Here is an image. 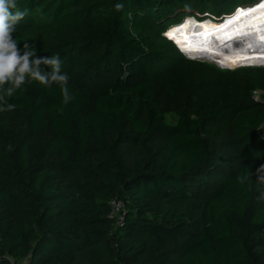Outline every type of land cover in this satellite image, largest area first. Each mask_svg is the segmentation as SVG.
<instances>
[{
  "label": "trees",
  "instance_id": "16d2710c",
  "mask_svg": "<svg viewBox=\"0 0 264 264\" xmlns=\"http://www.w3.org/2000/svg\"><path fill=\"white\" fill-rule=\"evenodd\" d=\"M259 1L19 0L29 14L16 38L37 56L50 37L67 42L73 99L65 105L59 86L34 83L0 112L20 113L24 126L0 128V264H264V198L257 205L255 196L264 68L232 73L245 100L198 107L212 72L164 37L188 18L219 19ZM101 51L97 76L73 81ZM184 67L191 91L178 79ZM183 106L190 114L168 125ZM224 127L211 143V130ZM235 148L242 161L232 168L225 154ZM114 201L126 209L122 228L109 218Z\"/></svg>",
  "mask_w": 264,
  "mask_h": 264
},
{
  "label": "clouds",
  "instance_id": "9594fccd",
  "mask_svg": "<svg viewBox=\"0 0 264 264\" xmlns=\"http://www.w3.org/2000/svg\"><path fill=\"white\" fill-rule=\"evenodd\" d=\"M18 4L19 0H0V112L14 110L15 104L10 101L22 88L34 83L46 89L59 86L62 101L67 105L72 101L73 93L69 88L70 77L62 69L60 55L37 56L36 49L27 43L28 38H16L17 26L29 14L27 9L20 10ZM170 28L165 32V38L179 52L189 56L174 39L168 37ZM22 41L24 43L20 47ZM261 170L264 167L258 172ZM246 178L247 174L238 179L243 183Z\"/></svg>",
  "mask_w": 264,
  "mask_h": 264
},
{
  "label": "bare ground",
  "instance_id": "6f19581e",
  "mask_svg": "<svg viewBox=\"0 0 264 264\" xmlns=\"http://www.w3.org/2000/svg\"><path fill=\"white\" fill-rule=\"evenodd\" d=\"M192 19L184 20L183 27L170 30L168 37L193 59L200 58L228 69L238 65H264V0L227 19L223 26L210 21L199 24Z\"/></svg>",
  "mask_w": 264,
  "mask_h": 264
},
{
  "label": "rangeland",
  "instance_id": "374dc122",
  "mask_svg": "<svg viewBox=\"0 0 264 264\" xmlns=\"http://www.w3.org/2000/svg\"><path fill=\"white\" fill-rule=\"evenodd\" d=\"M165 37V35H164ZM67 42H63L62 40H56L52 37L49 38V46H48V54L47 55H55L59 54L61 59L65 58L67 53L69 52L68 46H65ZM179 51V50H178ZM103 51L98 52L97 54L94 55L93 60L82 64L80 66V71L77 74H73L71 76V79L73 81H81L86 78V76L92 78L93 75H96V73L99 72L98 70V58L101 56ZM181 53V52H180ZM182 54V53H181ZM46 55V56H47ZM98 56V57H96ZM185 56V55H184ZM186 61L189 63H193L197 65V67L201 70H206L209 72H212V74H206L207 75V82H205V85L208 88H205V86H201L199 88V92L203 91H208V95L203 97V98H197L199 101L197 103V106L200 107L203 102L206 104H211V102L216 101L220 103H229L231 101L236 102H241L246 99L247 92L244 87H242L239 83L236 82V80L233 79L232 73L239 69H245V68H264V65L261 64H256V65H261V66H251V65H238L240 68H236L234 70L220 67L214 62H210L207 60L203 59H193L190 56H185ZM194 65V67H195ZM255 65V64H254ZM190 66V65H187ZM246 66V67H245ZM193 67V66H192ZM186 67H184L181 72L178 74V79H184L186 76ZM188 68V67H187ZM235 68V67H234ZM233 69V68H232ZM189 70V68H188ZM185 72V73H184ZM186 80V79H184ZM182 86V90L184 91H191V83H189L187 80L184 83L180 84ZM179 85V86H180ZM180 86V87H181ZM253 98L255 100H258L259 98L253 94ZM262 98V97H261ZM193 98H189L188 101L192 100ZM202 103V104H201ZM191 111V106H183L181 109V113H176V114H170L166 118V122L170 126H176L178 121L182 118L184 114H190ZM2 125H10L12 127H17L18 130H23L24 126L21 121V115L18 112H9L7 114L0 115V128ZM212 134L210 135L211 143L213 142L215 138V132L218 131V133H222L221 137H226L225 133H227V129L224 128H219V129H212ZM257 135L261 137L264 140V127L258 130ZM51 138V134L49 132L44 133L35 143L34 150L40 151L46 145L48 144L49 140ZM224 139L221 141L224 147L232 148L231 144L229 143H224ZM225 159H226V165L229 167H234L237 165L240 161H242L241 156L238 153V150L232 149L229 150V152H226L225 154ZM256 202L258 203L257 205H260L263 198H264V179H260L257 186H256Z\"/></svg>",
  "mask_w": 264,
  "mask_h": 264
},
{
  "label": "built area",
  "instance_id": "2783aa9c",
  "mask_svg": "<svg viewBox=\"0 0 264 264\" xmlns=\"http://www.w3.org/2000/svg\"><path fill=\"white\" fill-rule=\"evenodd\" d=\"M211 19H214V18H211ZM254 95L257 96L258 98L259 97L261 98L262 94L260 92H255ZM260 98L258 100H260ZM109 218L116 223L118 228L124 227L125 220H126V209H125L123 202L114 201L112 203V208H111V213H110Z\"/></svg>",
  "mask_w": 264,
  "mask_h": 264
},
{
  "label": "snow or ice",
  "instance_id": "6c2138e0",
  "mask_svg": "<svg viewBox=\"0 0 264 264\" xmlns=\"http://www.w3.org/2000/svg\"><path fill=\"white\" fill-rule=\"evenodd\" d=\"M169 35H171V34H169Z\"/></svg>",
  "mask_w": 264,
  "mask_h": 264
},
{
  "label": "water",
  "instance_id": "95a60500",
  "mask_svg": "<svg viewBox=\"0 0 264 264\" xmlns=\"http://www.w3.org/2000/svg\"><path fill=\"white\" fill-rule=\"evenodd\" d=\"M193 20V19H192ZM190 56V55H189Z\"/></svg>",
  "mask_w": 264,
  "mask_h": 264
}]
</instances>
